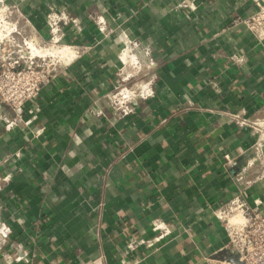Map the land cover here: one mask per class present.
<instances>
[{"label":"crops","instance_id":"1","mask_svg":"<svg viewBox=\"0 0 264 264\" xmlns=\"http://www.w3.org/2000/svg\"><path fill=\"white\" fill-rule=\"evenodd\" d=\"M8 1L41 40L50 8L67 10L82 29L69 24L64 40L83 51L42 89L38 110L25 113L31 122L8 130L0 121V172L12 173L0 181V207L13 231L0 264H208L227 240L214 212L238 192L225 155L254 142L230 114L264 117V39L241 23L254 0H185L195 9L183 0ZM126 38L153 49L155 94L117 120L105 96ZM263 197L264 181L246 200L264 212ZM156 221L170 233L125 256ZM17 245L27 259L16 260Z\"/></svg>","mask_w":264,"mask_h":264},{"label":"built area","instance_id":"2","mask_svg":"<svg viewBox=\"0 0 264 264\" xmlns=\"http://www.w3.org/2000/svg\"><path fill=\"white\" fill-rule=\"evenodd\" d=\"M254 2L258 10L241 20V23L253 36L264 39V0ZM178 6L190 9L196 7L192 2L185 0ZM92 20L101 32L107 31L104 14H95ZM20 21H25L29 31L25 32L24 27L17 30ZM46 21L50 36L46 40H41L15 3L0 0V121L8 130L23 121L33 120L26 119L25 113L29 110L30 112L38 110L42 89L61 66L70 63L83 51L81 46L64 40L65 27L69 24L73 23V26L82 29L67 10L61 11L52 6L47 13ZM15 32H18V35L23 33L24 38L19 39ZM122 41L123 45L119 51L122 63L118 69L119 80L105 96L106 107L117 120L137 112L142 102L154 96V70L158 66V60L149 45L128 38ZM32 44L41 50L52 46H68L74 51V56L70 59L68 56L36 53L32 51ZM211 85L217 87V82H211ZM5 106L14 112L13 116L2 110ZM95 111L98 115H104L102 108H95ZM230 120L239 127L250 128L254 142L237 156L225 155L226 163L236 167L232 178L238 192L214 212L226 231L227 240L216 256L208 259V264H264V212L252 208L246 200L251 188L264 181V117L247 116L245 112H239L230 114ZM5 160H0V168ZM11 178L12 173L2 175L0 172V181ZM259 201H264V197ZM151 230L152 236L131 238L123 254L125 256L132 254L141 246L152 249L170 233V227L163 221L154 222ZM12 232V227L2 217L0 207L1 256H5L2 249L10 240ZM15 253L16 260L27 259V253L21 246H15ZM139 261V256L135 257L133 262L122 258L121 264H136Z\"/></svg>","mask_w":264,"mask_h":264},{"label":"bare ground","instance_id":"3","mask_svg":"<svg viewBox=\"0 0 264 264\" xmlns=\"http://www.w3.org/2000/svg\"><path fill=\"white\" fill-rule=\"evenodd\" d=\"M3 26H6V24H3ZM32 51L36 52V53H48V54H52V55H60V56H68L70 59L74 56V51H72V49H70L68 46H63V47H56V46H52L49 48H44L43 50H41L38 46H34V44H32ZM239 217V216H238Z\"/></svg>","mask_w":264,"mask_h":264},{"label":"rangeland","instance_id":"4","mask_svg":"<svg viewBox=\"0 0 264 264\" xmlns=\"http://www.w3.org/2000/svg\"><path fill=\"white\" fill-rule=\"evenodd\" d=\"M15 5H17V4H15ZM18 6L19 5H17V7ZM22 27L25 28V32L29 31V26L26 25L25 21L24 22L20 21V23L17 25V30L21 29ZM14 34H15L16 37H18L21 40L24 38L23 33H21V35H18V32H15Z\"/></svg>","mask_w":264,"mask_h":264}]
</instances>
